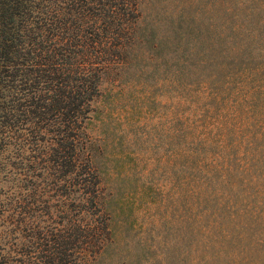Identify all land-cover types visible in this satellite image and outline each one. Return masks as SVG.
<instances>
[{
  "label": "trees",
  "instance_id": "trees-1",
  "mask_svg": "<svg viewBox=\"0 0 264 264\" xmlns=\"http://www.w3.org/2000/svg\"><path fill=\"white\" fill-rule=\"evenodd\" d=\"M145 1L0 0V264H97L111 243L113 187L93 124L111 116L108 97L139 48L158 43V6L149 22ZM224 16L212 73L176 94L179 171L198 180L178 192V222L203 235L191 264H264V0H225ZM190 106L206 108L203 130L223 135L209 142L212 161L198 162L206 145ZM210 106L221 111L215 128Z\"/></svg>",
  "mask_w": 264,
  "mask_h": 264
},
{
  "label": "rangeland",
  "instance_id": "rangeland-1",
  "mask_svg": "<svg viewBox=\"0 0 264 264\" xmlns=\"http://www.w3.org/2000/svg\"><path fill=\"white\" fill-rule=\"evenodd\" d=\"M154 4L161 20L155 31H149L158 43L154 45L148 37L139 48L133 58L138 64L124 72L114 87L115 95L108 97L113 103L111 116L93 124L94 135L103 144L100 159L105 162L114 198L112 241L97 264H191L193 251L203 247L197 243L203 235L197 237L190 226L178 222V192H188L198 180L191 175L181 177L179 171V148L185 138L178 131L181 112L176 94L198 90L195 85L212 73L214 49L221 58L225 0H149L144 2V12H150ZM179 17L180 26L173 21ZM180 44L188 48L183 51ZM182 60L186 63L179 66ZM179 75L185 79L180 84L173 81ZM149 80L154 84L150 89L146 86ZM145 95L149 99H143ZM205 109L183 108L190 116L188 122L197 126L194 136L204 137L200 139L206 148L198 150V162L212 161L215 155L208 150L209 142L217 145L224 139L222 134L207 132L208 126L203 130L198 118ZM220 114V110L207 112L210 128L219 123ZM224 119L236 124L246 121L242 113ZM122 130L125 138H116ZM197 169L193 170L198 174ZM217 178L208 184H221ZM258 257L264 263V256L258 253Z\"/></svg>",
  "mask_w": 264,
  "mask_h": 264
}]
</instances>
